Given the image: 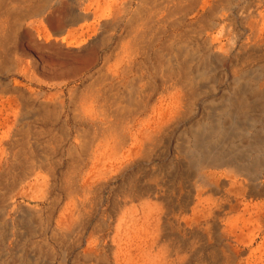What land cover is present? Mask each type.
<instances>
[{
    "label": "bare ground",
    "instance_id": "obj_1",
    "mask_svg": "<svg viewBox=\"0 0 264 264\" xmlns=\"http://www.w3.org/2000/svg\"><path fill=\"white\" fill-rule=\"evenodd\" d=\"M70 1L73 8L69 15L66 14L68 6H60L56 12L60 16L68 15L65 18L68 25L79 24L78 28L69 29V35L62 38L63 42L70 41L72 47L78 48L84 44L86 34L92 31V37L99 32L103 19L113 16L118 22L130 15L127 22H134L144 13L148 2L154 0H140L135 10L132 8L136 0ZM223 1L193 0L186 14L197 11L194 15L197 18L200 12L208 11L217 2L220 5L230 3V0ZM55 2L59 4L60 0ZM47 7L45 4L41 10L39 8L38 14L46 11ZM35 11L31 7L24 11L20 0H0V13H9V18L0 25V41L15 45L13 62L0 58V71H7L13 66L16 75L21 76V29L24 18L33 16ZM259 17L260 20L252 21L246 29L249 34L240 51L244 52L252 45V55L262 52L264 57V14ZM160 20L157 25L162 24ZM41 21L42 25L44 18ZM38 24V21H32L29 27L36 31ZM51 24L54 26V22ZM156 28L149 35V39L160 42L150 51L153 60L151 78L162 80L169 96L157 104L158 109L148 121L138 119L135 123L124 125L111 120L114 113L125 111L126 108L121 105L124 96L131 98V87L137 86L138 99H142L144 94L145 86L141 83L144 76L137 78L134 75L141 54L136 40L144 33L141 26L132 27L127 32L129 37L112 53L105 55L98 77L95 80V75L89 77L91 83L87 97L82 107L78 108L79 115H74V120L88 130L90 138L86 141L80 138L72 144L70 156L76 164L70 176L72 204L68 215L56 228L57 233L77 221L87 197L94 190L103 189L108 182L122 177L120 198L114 201L108 224L115 235L96 242L90 238V244L80 254V260L91 264H196L202 255H206L215 264H264V137L246 138L245 142L242 141L245 138H239L251 136L250 131H256L257 125L264 120L263 114L252 113L264 111V82L260 83L264 77V64L234 71L230 82L231 93L219 99L214 115L207 114L205 120L182 131L178 138H160L193 108L195 98L202 90L201 83L211 77L208 65L212 58L216 61L214 84L222 82L224 76L220 63L228 62V57L235 51L237 39L234 38L233 45L226 47L222 45L223 38L213 39L204 35L202 42L206 56L203 60L202 51L196 45L191 46L178 36L162 42L158 32L165 29ZM47 35L45 37H49ZM240 59L242 54L238 52L231 65ZM52 63L49 62L50 66ZM63 64L60 63V66L63 67ZM94 66L92 61L88 62L87 71ZM19 88L20 82H16L12 88L15 94L13 113L5 117V121L12 120L14 125L19 123L25 109ZM210 88L212 91L213 88ZM57 99L49 98L40 106L47 107L52 102L62 106ZM223 119L230 121L229 126L222 122ZM102 132V138H99ZM228 133L236 138H221ZM260 133H264V128ZM9 134L10 129L2 134L0 147L6 145ZM0 154L1 171L5 159L2 148ZM47 186V177L36 172L24 184L21 198L29 202L43 200ZM1 218L2 224L13 225L5 213Z\"/></svg>",
    "mask_w": 264,
    "mask_h": 264
},
{
    "label": "rangeland",
    "instance_id": "obj_2",
    "mask_svg": "<svg viewBox=\"0 0 264 264\" xmlns=\"http://www.w3.org/2000/svg\"><path fill=\"white\" fill-rule=\"evenodd\" d=\"M55 1L20 0L24 11H27L29 7L34 11L37 10L33 16L24 18L21 29L19 40L21 76L16 75L13 66L7 71H0V108L2 109H0V138L4 132L10 129L6 145L0 147V150L1 148L4 150L5 155L3 169L0 171V264H91L79 259L80 254L89 246V239L92 238V241L96 242L102 238L115 235L113 228L110 229L108 224L114 201L120 198L119 189L124 181L122 177H117L108 182L103 189L94 190L87 197L84 210L80 212L73 225L66 226L61 233H57L56 228L68 215V209L72 204L73 188L70 184V176L76 166L70 156L72 144L80 141V138L85 139V141L90 138L88 130L78 120H74V115H79L78 108L82 107L87 97L88 86L91 83L88 80L89 77L95 75L93 80L98 77L97 73L102 67L105 55L112 53L123 40L129 37L127 32L132 27L141 26V31L144 33L136 40V45L141 49V54L138 61L139 65L134 71L137 78L144 76L141 82L145 86L144 94L142 99H138L140 96L136 93L137 86L129 89L131 98L124 96L121 105L126 108L125 111L112 115L111 120L116 124L129 125L138 119L148 121L158 109L157 104L169 96L162 80L151 78L153 60L150 57V51L152 48L158 47L160 42L149 39V35L156 31L154 30L156 27H158L156 29H165V31L158 32L161 34L162 42H167L175 36L183 37V40L191 43V46L196 45L202 51L200 55L203 60L206 56L202 42L204 35H210L213 39L223 38L222 45L226 47L233 45L234 38L237 39L234 46L235 51L228 57V62L225 60L220 63L224 76L222 82L218 85L214 84L213 76L216 72L213 69L216 68V61L212 58L208 65L211 77L208 76L209 79L201 83L202 90L199 91V96L195 98L193 108L185 113L182 119L173 124L160 138L169 136L178 138L182 131H186L191 126H195L196 123L205 120L207 114L214 115L218 110L219 99L223 95L231 93L230 82L234 71L264 64L262 52L257 56L252 55V45H249L246 51H240L241 45L247 41L249 34L246 29L252 21L260 20L261 13L264 14V0H244L245 2L243 0H230V3L226 2L221 5L220 2H217L208 11L200 12L197 18H194L197 11H190L186 14V9L193 3V0L149 1L144 13L134 22H127L130 15L118 22L114 20L113 16L103 19L98 27L99 32L94 33V37L93 35L90 36L92 31L86 34L84 44L78 48L72 47L69 44L70 41L63 42L62 40L69 35V29L79 27V24L68 25L65 21L69 11L73 8L71 7L72 3L70 0H60V3L56 4ZM139 1H135L132 10L136 9V4ZM177 2H181V4L179 5ZM45 4L48 9L42 14H38ZM175 5L176 7H174ZM60 6H68L66 7V12L68 11L66 14L68 15L65 14V17L56 12ZM8 18V12L0 13V25L2 21ZM43 18L44 22L41 25L40 21ZM159 18L162 24L157 25ZM32 21L39 22L36 31L29 27V23ZM51 21L54 22V26ZM90 21L93 22L92 16ZM56 23L59 24L57 27ZM61 25H63L62 28H58ZM56 28L57 30H54ZM46 30L49 31L48 35ZM44 39L49 40L46 42ZM14 47L12 42L0 41V58L3 61L13 62ZM238 52L242 54V59L231 65L232 59ZM43 54L44 56H42ZM52 61L51 67L49 62ZM66 61L71 64L68 62V65ZM91 61L93 64L95 63V66L91 71H87L86 64ZM60 63L67 65L63 64L61 67ZM42 64L43 67L41 68ZM16 82H20L19 89L25 101V109L19 123L14 125L12 120H10L11 122L5 121V117L8 113L9 115L13 113L15 94L12 88ZM262 82H264V77L260 83ZM210 87L213 88L212 91ZM72 90L74 91L73 94L71 93ZM149 96L152 97L149 98ZM52 97H57L62 106L58 107L56 102L50 103L47 107L40 106L41 102ZM252 113L264 115L263 110ZM222 122L229 126L230 121L228 119H223ZM263 128L264 120L257 125L256 131H250L251 136H240L239 138H245L242 140L244 142L246 138L260 139L264 137V133H260ZM102 135L103 132L99 138H102ZM221 138L236 137L228 133ZM262 154L264 157V151ZM36 172L47 177L48 186L43 200L29 202L21 198L22 189ZM133 173L128 176L131 177ZM126 184L125 181L124 185ZM3 213L8 220L13 222L12 226L2 224L1 215ZM196 264L215 263L208 260L206 255H202Z\"/></svg>",
    "mask_w": 264,
    "mask_h": 264
}]
</instances>
